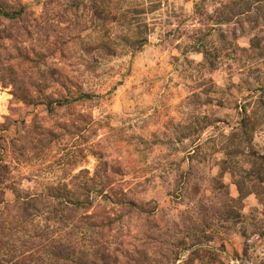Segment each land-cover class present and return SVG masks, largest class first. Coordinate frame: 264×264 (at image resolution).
I'll return each mask as SVG.
<instances>
[{
	"label": "rangeland",
	"instance_id": "rangeland-1",
	"mask_svg": "<svg viewBox=\"0 0 264 264\" xmlns=\"http://www.w3.org/2000/svg\"><path fill=\"white\" fill-rule=\"evenodd\" d=\"M249 2L0 0V264H264Z\"/></svg>",
	"mask_w": 264,
	"mask_h": 264
},
{
	"label": "trees",
	"instance_id": "trees-1",
	"mask_svg": "<svg viewBox=\"0 0 264 264\" xmlns=\"http://www.w3.org/2000/svg\"><path fill=\"white\" fill-rule=\"evenodd\" d=\"M241 1L243 2V4L246 7H247V5L251 6V3L249 2L251 0H241ZM259 1L264 4V0L263 1L259 0ZM155 5L156 6H153V7H157V5H159V4L155 3ZM250 12H251V9H246L245 11H243V14H245V13L249 14ZM22 13H23V9H21L20 11L14 12V13H9L8 11H5L4 9H2L0 7V15L3 16V17H6V18L14 19V18H17V17L21 16ZM261 17L264 18V13L261 15ZM255 21L258 22L257 19ZM147 40H148V36H147V34H145L143 37H141V40L139 41V44H138V48L141 45L145 44L147 42ZM263 43H264V32L261 35H257V36H255L252 39V41H251V50L256 51L258 54L261 53L260 55L264 56V45H263ZM205 55L207 56V53H205ZM260 103L264 104V102H262V101ZM243 115L244 116H243V119L241 121V128L243 130H247L248 128L253 129L254 128V124L252 123V120L256 117L257 112L255 110H253L252 114L250 113V114H243ZM258 167L261 168L258 171V178L261 179V176L259 177V175L262 174L263 171H264V163H260ZM4 168H5V166H4ZM0 169H3V165H1V163H0ZM259 199L261 201H264V199L262 197H260V196H259ZM0 243H1V241H0Z\"/></svg>",
	"mask_w": 264,
	"mask_h": 264
}]
</instances>
